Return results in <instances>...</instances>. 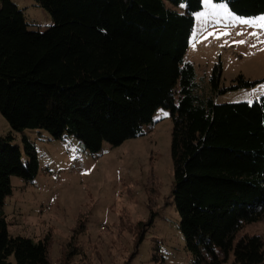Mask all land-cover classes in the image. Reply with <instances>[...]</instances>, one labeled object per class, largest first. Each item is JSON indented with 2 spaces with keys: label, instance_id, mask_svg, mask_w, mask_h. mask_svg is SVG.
Wrapping results in <instances>:
<instances>
[{
  "label": "trees",
  "instance_id": "1",
  "mask_svg": "<svg viewBox=\"0 0 264 264\" xmlns=\"http://www.w3.org/2000/svg\"><path fill=\"white\" fill-rule=\"evenodd\" d=\"M36 2L55 21L44 31L0 0V112L13 129L0 135V264H53L50 238L12 235L4 210L13 177L32 183L40 171L26 130L72 136L95 154L143 135L161 108L174 122L173 204L192 264H222L232 253L236 264H264L262 235L237 241L264 218V96L217 102L258 82L241 74L222 87L221 62L200 83L185 56L203 0ZM227 3L240 16L264 14V0Z\"/></svg>",
  "mask_w": 264,
  "mask_h": 264
},
{
  "label": "rangeland",
  "instance_id": "2",
  "mask_svg": "<svg viewBox=\"0 0 264 264\" xmlns=\"http://www.w3.org/2000/svg\"><path fill=\"white\" fill-rule=\"evenodd\" d=\"M13 1L24 9L32 29L54 25L52 14L36 0ZM202 11L207 15L198 18ZM195 17L185 58L195 65L200 83L206 86L221 62L222 87L235 84L241 74L258 82L219 94L217 102L253 103L264 96V28L240 24L204 3ZM224 31L230 35L217 38ZM254 32L259 35H251ZM239 40L246 43H235ZM173 128L170 110L161 108L143 135L119 146L105 143L95 154L72 136L55 139L42 129L26 130L36 143L40 171L32 183L13 177L14 192L4 207L10 233L37 240L49 237L53 264H192L173 204ZM12 131L0 112V135ZM16 134L20 139L22 133ZM142 231L145 239L140 243ZM254 234L264 237V218L245 225L237 241ZM74 247L78 253L71 255ZM222 264H236L234 254Z\"/></svg>",
  "mask_w": 264,
  "mask_h": 264
},
{
  "label": "snow or ice",
  "instance_id": "3",
  "mask_svg": "<svg viewBox=\"0 0 264 264\" xmlns=\"http://www.w3.org/2000/svg\"><path fill=\"white\" fill-rule=\"evenodd\" d=\"M203 3L207 6H210L214 10L221 11L226 16L234 17L235 21H237L240 24H243V25L258 24L261 28H264V15H260V16L254 17V18L240 17L231 11V9L228 6L227 0H217V2H214V0H203ZM206 15H207V12H205V11L197 13L198 18L205 17ZM212 35H214V33H212V32L208 33V36H212ZM227 35H230V33L228 31H224V32L219 33L217 38H220V36H227ZM251 35L257 36L259 34L254 32ZM194 39H195V34H194ZM262 42H264V41H262ZM235 43L244 44V43H246V41L245 40H239V41H235ZM262 87H264V86H262ZM253 91L257 92V91H259V89L253 90Z\"/></svg>",
  "mask_w": 264,
  "mask_h": 264
}]
</instances>
